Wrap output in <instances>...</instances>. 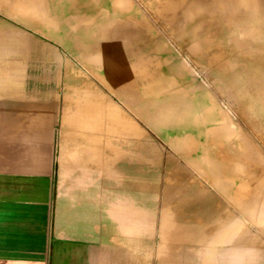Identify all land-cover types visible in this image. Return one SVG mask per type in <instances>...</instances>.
Instances as JSON below:
<instances>
[{
  "label": "crops",
  "instance_id": "1",
  "mask_svg": "<svg viewBox=\"0 0 264 264\" xmlns=\"http://www.w3.org/2000/svg\"><path fill=\"white\" fill-rule=\"evenodd\" d=\"M13 76L0 64V264H264L217 144L147 127L118 77Z\"/></svg>",
  "mask_w": 264,
  "mask_h": 264
},
{
  "label": "rangeland",
  "instance_id": "2",
  "mask_svg": "<svg viewBox=\"0 0 264 264\" xmlns=\"http://www.w3.org/2000/svg\"><path fill=\"white\" fill-rule=\"evenodd\" d=\"M51 1L32 0V6H25V8L19 9L24 18V21H20L14 12H4L5 7L16 10L14 2L11 0H0V64L11 63L15 79H64L70 77V72L74 71L78 78L102 76L103 68L100 66L81 65L74 55L69 54L58 43L39 35L31 25H28H44L59 32L69 27L70 34H73L71 23L76 18V12L69 9L64 0ZM127 1L135 5L140 16L138 31L140 39L147 38L159 45L158 50H155L152 54L153 60L156 58V62H162V66L164 62L167 67L163 66L164 69H162L166 79L175 80L179 86H182L181 90L178 91L180 93L179 102L169 107L171 112L175 111L178 113L183 108L180 111L181 114L178 115L177 113L174 115L169 113V109H160L150 119L151 125L155 126L156 129L158 128V130H167L166 132L191 133L196 130V141L217 144L220 148L219 177L222 174L221 168L228 170L229 167H232L226 162L222 165L221 151L226 154L234 150V148L245 151L248 150L247 146H250L257 153L256 156L254 155V160L258 163L259 168L264 166V148L257 139L263 133L261 125H259V122L251 121L250 123L248 121L249 115L252 114L249 111L245 112L241 120L235 117L232 111L233 101L238 103L240 102L239 100H242L239 90L244 88L245 83L243 80L237 83L236 86L240 87L235 91L226 84L220 86L211 82L209 78L211 70L207 67L204 68L203 65L205 64L206 66L207 61L202 60V49L198 47L202 37H207V34L213 35V32H219L220 29L225 27L237 30V34L240 37L246 33L248 37L259 36L260 34V36H264V28L261 29L263 25L241 22L244 17L248 19L252 12H254V15L255 13L263 14L264 0H257L258 5L255 8H248L244 5L240 10L233 8L235 0ZM80 20L81 25L84 26L82 19H78L77 22ZM242 28L246 29L245 32L238 31ZM146 31L150 32L149 37L148 34L144 35L143 32ZM187 34L191 35L190 41L185 39ZM102 42H106L108 47L106 51L100 53L101 58L107 57L110 61L117 63L118 59L124 57L122 55V47L117 39L110 40V38H105ZM140 51L142 56L143 51H145V44H141ZM128 52L135 53L136 51L129 47ZM80 55L82 57V54ZM125 57L128 58V56ZM127 58L126 61L128 62ZM85 68L89 70L87 69V71ZM113 68L120 70L118 67ZM128 69L130 70V67ZM144 69L148 74L152 72L150 67H144ZM116 73L114 74L115 77L120 71H116ZM129 82V79L123 82V85L127 86L126 90L139 94L135 91V87L133 89L130 86ZM144 85H149V82H144ZM157 98L160 99V96L157 95ZM139 99L142 112H145V110L149 111L144 107V101H141V98ZM146 126L152 127L147 124ZM154 137L157 138L156 141L158 143L166 142L167 138H170L166 134ZM221 144H223L222 148ZM258 177L256 174L255 176L253 175V179H242V182L244 181L243 183H245V189L248 188L246 190L256 193L250 197L246 195L243 200L236 203L238 213L247 217V219L252 217L256 228H259L264 223V180H260L262 178ZM262 202L263 204H261ZM257 233L259 235L264 234V231L257 230Z\"/></svg>",
  "mask_w": 264,
  "mask_h": 264
},
{
  "label": "bare ground",
  "instance_id": "3",
  "mask_svg": "<svg viewBox=\"0 0 264 264\" xmlns=\"http://www.w3.org/2000/svg\"><path fill=\"white\" fill-rule=\"evenodd\" d=\"M11 1L14 2V8H17L18 11L17 9L14 10L5 7L4 12H14L20 21H24V18L22 17L23 14L19 9L25 8V6H32V0ZM64 1L69 9H72L73 12H76V18L74 19V22L71 23L73 34H70L71 32L69 27L63 29L62 32H59L54 28L45 27L44 25H28H31V27L39 35L58 43L62 48L69 52V54L74 55L75 59H77L81 65L83 64L90 67L100 66L103 68L102 76H105L100 78L105 79L107 82H112L113 78L115 77V75H113V67L120 68V73H118L116 76L118 77L119 82H124L126 79H129V83L131 84L130 86L133 89L135 87V91L139 93L136 94L137 99L141 98V101L143 100L145 103L144 107L149 110L142 112L141 109L142 120L147 125L152 126L150 119H152V116L155 114V112H159L160 109H169L170 114L176 115L178 112H171L169 107L179 102L178 100L180 99V93L178 91L181 90L182 86H179L175 80L166 79L163 66L165 68L167 66L164 64V62L162 66V62H156V58L153 60L152 54L155 50H158L159 45L157 43L151 42L150 39L148 40L147 38L140 39L138 35L140 16L137 13L135 5L127 0ZM256 3L257 0H235L233 8L240 10L244 5L248 8H255V6L258 5V3ZM233 14H235V12H233ZM78 19L83 20L82 23L84 26L81 25V20L77 22ZM241 22L247 24H261L263 25L261 26V29H263L264 12L263 14L255 13V15L254 12H252L251 15L248 16V19L244 17L241 19ZM245 30V28H242L238 31L245 32ZM143 33L145 36L148 34L149 37V31ZM244 35L240 37L237 34V30L235 31L231 27H225L220 29L219 32H213V35L207 34V37H202L198 47L202 49L201 57L203 61H207L206 66L204 63L201 61L200 62L204 64V68L207 67L211 70V76L209 77L210 81L219 84L220 86L226 84L228 87L231 89L233 88L236 91L240 87L236 86V84L243 80L245 86L243 89L239 90L242 100H239L240 102L238 103L233 101L232 111L235 117L239 118L240 120L244 117L245 112L247 113L249 111L252 113L249 115L248 121L250 123L251 121L259 122V125H261L263 133L262 135H259L257 139L264 148V36H260V34L259 36L255 35L248 37L247 33ZM105 38H110V40L117 39V41L120 43V46L122 47V55L124 57H122V59H118L117 63L115 61H110L107 59V57L101 58L100 53L106 51L108 47L106 42H102V40ZM185 39L186 41H190L191 35L187 34ZM141 44H145V51H143L142 56L140 51ZM129 47L135 49L136 52H128ZM80 54H82V57ZM125 56H128V58ZM126 58L128 59L129 64L126 61ZM129 67L130 70L128 69ZM144 67H150L152 72L148 74ZM88 68L85 69L87 70ZM101 81L102 80H100V82ZM146 81L149 82V85L147 86L144 85V82ZM123 87L124 89L127 88L126 85ZM157 95L160 96V99L157 98ZM181 110H183V108ZM180 111L178 115L181 114ZM222 147L223 144H221V148ZM247 147L248 150L245 151L234 148V150L227 154L221 151L222 165L224 162H226L228 165H232V167H229L228 170L221 168L222 174L220 173L221 195L226 197L228 204L230 202V204L234 205L233 202L236 204L238 201L243 200L246 195L250 197L256 193L251 190H246L248 188L245 189V183H243L244 181L242 182V179H253V175L255 176L257 174V176H259L258 178H262L260 180H264V166L259 168L258 163H256L254 160V155L256 156L257 154L255 153L256 151H254L250 146ZM231 184H233V186L236 185V188L234 187L230 193H227L226 189L228 188V185ZM261 204H263V202ZM195 215L197 216L198 214L195 213ZM225 215L228 218L229 215H227V213Z\"/></svg>",
  "mask_w": 264,
  "mask_h": 264
}]
</instances>
